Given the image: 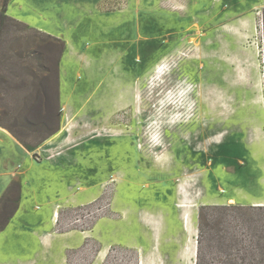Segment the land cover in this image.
Returning <instances> with one entry per match:
<instances>
[{"label":"rangeland","instance_id":"1","mask_svg":"<svg viewBox=\"0 0 264 264\" xmlns=\"http://www.w3.org/2000/svg\"><path fill=\"white\" fill-rule=\"evenodd\" d=\"M263 7L0 0V229L56 212L0 264H195L201 205L264 201Z\"/></svg>","mask_w":264,"mask_h":264},{"label":"trees","instance_id":"2","mask_svg":"<svg viewBox=\"0 0 264 264\" xmlns=\"http://www.w3.org/2000/svg\"><path fill=\"white\" fill-rule=\"evenodd\" d=\"M197 219L195 264H264V203L203 204Z\"/></svg>","mask_w":264,"mask_h":264},{"label":"crops","instance_id":"3","mask_svg":"<svg viewBox=\"0 0 264 264\" xmlns=\"http://www.w3.org/2000/svg\"><path fill=\"white\" fill-rule=\"evenodd\" d=\"M11 142L12 141L10 140V143ZM12 145H13V150L15 151V153L19 152V149L16 146V144H14V142H12ZM22 202L23 201L21 198L19 206L16 209V212L14 213V215L10 218V220L4 226V228L0 229V237H1V236H3V233L6 229H8L11 226L13 227V235H15L14 236L15 240H13V241H14V243L17 244V246H19L21 248V250L20 251L11 250V249H8V250L16 252L18 254L28 253L31 250V248H33L34 243H36V245L38 247L49 245V243L52 240L51 234L46 233L45 235L42 236V232L45 230L43 228L46 224H47L46 225L47 228H49L55 224L54 216H56V212H55V208H54L52 213H51L49 223H46L45 218L42 217L41 214L40 215L33 214L31 211H29L27 209L28 208V207H26L27 205L23 206ZM260 202L264 203V201H255L253 203L254 204H260ZM26 209L28 211H26L25 215H23V218H22L20 215V212L22 210L25 212ZM41 237H42V239H41Z\"/></svg>","mask_w":264,"mask_h":264},{"label":"water","instance_id":"4","mask_svg":"<svg viewBox=\"0 0 264 264\" xmlns=\"http://www.w3.org/2000/svg\"><path fill=\"white\" fill-rule=\"evenodd\" d=\"M261 203V202H260Z\"/></svg>","mask_w":264,"mask_h":264}]
</instances>
